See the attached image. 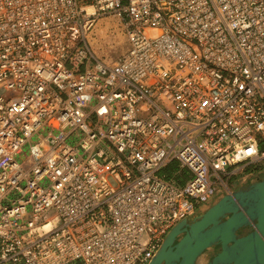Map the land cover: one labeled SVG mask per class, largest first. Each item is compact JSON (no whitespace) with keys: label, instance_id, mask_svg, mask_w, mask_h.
Instances as JSON below:
<instances>
[{"label":"built area","instance_id":"built-area-1","mask_svg":"<svg viewBox=\"0 0 264 264\" xmlns=\"http://www.w3.org/2000/svg\"><path fill=\"white\" fill-rule=\"evenodd\" d=\"M262 170L264 0H0V264H148Z\"/></svg>","mask_w":264,"mask_h":264},{"label":"water","instance_id":"water-1","mask_svg":"<svg viewBox=\"0 0 264 264\" xmlns=\"http://www.w3.org/2000/svg\"><path fill=\"white\" fill-rule=\"evenodd\" d=\"M212 247L206 264H264V170L173 226L148 264H197Z\"/></svg>","mask_w":264,"mask_h":264},{"label":"rangeland","instance_id":"rangeland-1","mask_svg":"<svg viewBox=\"0 0 264 264\" xmlns=\"http://www.w3.org/2000/svg\"><path fill=\"white\" fill-rule=\"evenodd\" d=\"M89 46L92 52L101 60L112 62L122 55L128 48L126 37L122 31V27L114 16H106L99 18L95 26L90 30L87 37ZM244 182V181H242ZM237 184L233 185L231 191ZM227 193L225 190H219L217 197L218 200L223 194ZM198 211L195 215L201 214L205 209ZM50 215V214H49ZM46 216L45 219H48ZM217 247L207 249L197 260V264H205L206 261L217 251Z\"/></svg>","mask_w":264,"mask_h":264},{"label":"trees","instance_id":"trees-1","mask_svg":"<svg viewBox=\"0 0 264 264\" xmlns=\"http://www.w3.org/2000/svg\"><path fill=\"white\" fill-rule=\"evenodd\" d=\"M175 164H170V165H168L167 167H165L162 171H161V173L163 174V173H165L166 174V176H170V174H171V172L175 169Z\"/></svg>","mask_w":264,"mask_h":264},{"label":"flooded vegetation","instance_id":"flooded-vegetation-1","mask_svg":"<svg viewBox=\"0 0 264 264\" xmlns=\"http://www.w3.org/2000/svg\"><path fill=\"white\" fill-rule=\"evenodd\" d=\"M216 197H217V195H216ZM216 197H215L214 199H216ZM214 202H215V200H213L208 206L212 205ZM217 249H219V247H217ZM217 251H218V250H217ZM217 251H216V252H217ZM216 252H215V253H216ZM215 253H214L213 255H215ZM213 255H212V256L206 261V263H208V262L211 260V258L213 257ZM206 263H205V264H206Z\"/></svg>","mask_w":264,"mask_h":264},{"label":"crops","instance_id":"crops-1","mask_svg":"<svg viewBox=\"0 0 264 264\" xmlns=\"http://www.w3.org/2000/svg\"><path fill=\"white\" fill-rule=\"evenodd\" d=\"M172 164H176V163H175V162H172ZM185 172H187V171L185 170ZM207 207H208V206H207ZM207 207H206V208H207ZM206 208H205V209H206ZM200 210H202V208H201ZM200 210H199V211H200ZM203 210H204V209H203Z\"/></svg>","mask_w":264,"mask_h":264}]
</instances>
